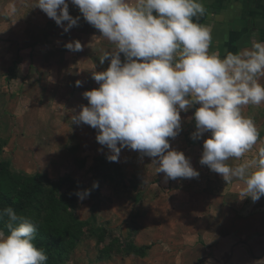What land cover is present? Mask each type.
<instances>
[{
    "label": "clouds",
    "instance_id": "clouds-1",
    "mask_svg": "<svg viewBox=\"0 0 264 264\" xmlns=\"http://www.w3.org/2000/svg\"><path fill=\"white\" fill-rule=\"evenodd\" d=\"M83 18L115 45L99 58L105 71H93L98 88L83 93L88 100L72 124L98 129L97 141L106 146L110 162H118L122 148L159 158L157 173L166 179L195 178L199 172L182 151L172 149L170 139L182 130L181 112L199 105L194 113L196 132L204 133L200 160L230 183L244 182L239 198L257 202L264 196V147L253 159L260 132L242 107L264 103V42L223 58L209 52L211 29L197 20L205 14L202 0H71ZM35 7L55 20L64 31L78 25L68 0H37ZM67 21V25L64 22ZM65 47L82 51L80 41ZM121 53L125 60L122 62ZM77 86L81 82L77 81ZM119 145V146H118ZM230 160H241L230 165ZM98 187V183L94 185ZM80 200L90 190L78 191ZM0 264H47L46 252L36 245V224L11 207L0 210Z\"/></svg>",
    "mask_w": 264,
    "mask_h": 264
},
{
    "label": "rangeland",
    "instance_id": "rangeland-1",
    "mask_svg": "<svg viewBox=\"0 0 264 264\" xmlns=\"http://www.w3.org/2000/svg\"><path fill=\"white\" fill-rule=\"evenodd\" d=\"M36 2L0 0L2 196L11 200L18 215L31 217L41 232L51 237L53 226L58 225L65 232L64 242H72L66 244L61 258L53 251L47 254V264H201L206 256L201 242L193 245L200 244L197 251L201 254L172 252L173 241L160 229L165 215L135 216L147 205L139 202L145 200L144 194L138 202L133 197L138 176L118 174L116 167L107 174L102 153L95 145L78 140L83 127L72 124L71 116L80 110L70 101V83L76 79L69 70L86 64L73 61L75 52L72 60V50L58 45L57 38L66 32L58 30L55 20L35 7ZM82 51H78L79 57L85 56H80ZM10 69L15 78H10ZM109 185L114 191L106 189ZM84 190H90V195L80 200L76 193ZM255 211L250 224L264 227V206L257 204ZM47 220L52 224L44 228ZM2 222H7L6 216ZM34 242L39 245L36 239ZM125 243L148 245L150 250L144 258L129 255L122 248Z\"/></svg>",
    "mask_w": 264,
    "mask_h": 264
},
{
    "label": "crops",
    "instance_id": "crops-1",
    "mask_svg": "<svg viewBox=\"0 0 264 264\" xmlns=\"http://www.w3.org/2000/svg\"><path fill=\"white\" fill-rule=\"evenodd\" d=\"M68 3L70 15L73 18L79 17L78 25L73 26L63 37H58L57 41L59 46H65L78 40L85 48L80 55L85 56L79 57L78 51H72L71 59L76 58L73 61L83 62L86 66L81 63L82 65L73 67L72 71L69 70L73 74L71 77L76 79L70 83V101L76 102L78 110H81L82 106L88 105L83 93L100 86L92 77L93 71H105L110 65V59L101 64L99 58L105 51L114 50L115 45L102 37V33L83 18L79 8L71 0ZM202 3L206 11L197 22L211 29L213 40L210 53H218L223 58L228 52L236 53L244 48H251L254 42H264V0H202ZM67 23L65 21L64 25ZM55 25L58 26L56 22ZM58 30L64 31V28L58 26ZM121 60H125L122 53ZM60 62L66 61L60 58ZM77 81L81 82L80 86H77ZM260 82L264 84V77L260 78ZM198 107L199 105H195L189 111L181 112L182 130L174 139L169 138L172 149L184 152L194 169L199 172V176L195 178L166 179L164 173H157L158 163L155 164L154 161H158V157H148L128 147L122 148L118 162H110L105 159L110 154L109 149L97 141L99 130L87 124L83 126L81 123L83 128L77 134L80 137L78 140L90 146L95 145L94 148L102 153L101 158L107 161V174L116 167L118 174L138 176L135 187L132 188L133 197L138 202L140 195L144 194L145 200L139 202L143 206L147 202V205L144 212L140 210L135 216H147L151 219L165 215L162 220L164 225L160 229L162 232L166 231L169 240L173 241V253L193 255L200 244L196 248L193 245L201 242L205 248L202 252L206 254L201 264H264V227L262 225L257 228L255 224H250L254 221V213L256 216L257 204L264 206L263 197L257 202H253L250 197L241 200L240 192L245 187L243 181L234 179L227 183L220 174L200 163L204 141L211 133H204L199 139L192 138L197 130L194 113ZM242 113L254 120L260 132L253 151L243 158L251 160L256 151L264 147V103L243 106ZM241 162L230 160L229 164L236 165ZM123 180L129 185V180ZM106 189L114 191L110 185ZM241 203L244 204L242 209ZM159 236L162 238L166 235ZM197 239L200 241H196ZM139 247L145 248L144 255L140 256L144 258L150 247ZM192 247L195 248L194 252L191 251ZM202 252L197 251L200 254ZM187 264L200 263L188 261Z\"/></svg>",
    "mask_w": 264,
    "mask_h": 264
},
{
    "label": "trees",
    "instance_id": "trees-1",
    "mask_svg": "<svg viewBox=\"0 0 264 264\" xmlns=\"http://www.w3.org/2000/svg\"><path fill=\"white\" fill-rule=\"evenodd\" d=\"M10 74H11L10 78H14L16 76L13 69H10ZM4 172L5 173L7 172V168L4 169ZM0 175H2V173H0ZM69 200H70V198H69ZM10 201L11 200L8 197L2 196V194L0 192V209H2L4 207V205L5 206H9V205L12 206ZM15 204H17V203H15ZM18 205H20V204H18ZM14 207L15 206H13V208ZM20 208H21V206H20ZM4 224L5 223H3L2 220H0V229L4 228ZM45 224L46 225L44 226V228L47 227V225L50 226L52 223L51 222L48 223V220H47ZM53 227H54V229H52V231L54 234H52L51 237L48 234H46L45 231L41 232V230L37 228L35 239L39 242L38 247L42 248L46 252V254L50 255V253L53 251L56 253V256H59V258H61L63 255L62 254L63 249H65L66 244H69V243L64 242V239H63V235L65 234L64 230H61L58 225H56V226L54 225ZM71 245H72V242L69 244V246H71ZM122 248L129 255L133 254V255H137L139 257L143 256L144 251H145L144 247H137V246H135L133 244H129V243H125L122 246ZM48 257H50V256H48ZM52 257H55V256H52Z\"/></svg>",
    "mask_w": 264,
    "mask_h": 264
},
{
    "label": "water",
    "instance_id": "water-1",
    "mask_svg": "<svg viewBox=\"0 0 264 264\" xmlns=\"http://www.w3.org/2000/svg\"><path fill=\"white\" fill-rule=\"evenodd\" d=\"M263 197V204H264V196H262Z\"/></svg>",
    "mask_w": 264,
    "mask_h": 264
}]
</instances>
